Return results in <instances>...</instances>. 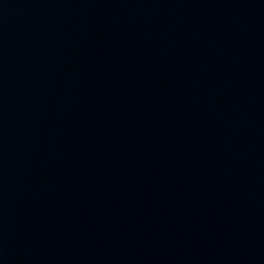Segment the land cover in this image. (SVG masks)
<instances>
[{"label": "water", "instance_id": "1", "mask_svg": "<svg viewBox=\"0 0 264 264\" xmlns=\"http://www.w3.org/2000/svg\"><path fill=\"white\" fill-rule=\"evenodd\" d=\"M0 264H142L1 58Z\"/></svg>", "mask_w": 264, "mask_h": 264}]
</instances>
